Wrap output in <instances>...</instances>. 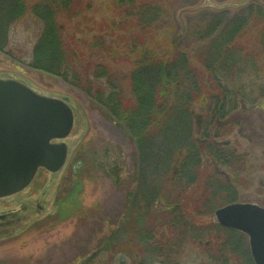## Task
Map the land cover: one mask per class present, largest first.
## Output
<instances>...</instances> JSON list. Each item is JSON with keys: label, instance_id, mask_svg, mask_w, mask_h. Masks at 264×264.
<instances>
[{"label": "rangeland", "instance_id": "374dc122", "mask_svg": "<svg viewBox=\"0 0 264 264\" xmlns=\"http://www.w3.org/2000/svg\"><path fill=\"white\" fill-rule=\"evenodd\" d=\"M50 1L77 75L90 77L95 69L100 71L98 67L108 71L110 67L108 79L93 81L90 93L32 67L33 51L45 24L39 18ZM132 1L0 0V77L66 100L74 119L63 141L69 150L64 169L54 176L41 169L23 192L0 200V215L21 218L0 232V264H253L244 236L219 230L214 213L208 217L192 211L198 209L193 202L200 201V187L184 198L187 210L172 203L175 207L166 210L169 201H177L182 193L179 162L171 155L188 144L198 150V122L204 107H191V122L186 125L194 138L177 141L175 146L158 140L153 151L148 144L151 135L144 132L143 156L123 120L110 116L94 94L111 95V81L118 87L120 102L134 107L127 77L142 58L141 49L157 60L162 55L169 59L184 54L193 63L212 39L228 35L231 21L242 9L255 4L264 10V3ZM141 4H153L160 11L144 33L136 22ZM66 7L73 10L71 15L66 14ZM16 9L21 15L14 16L11 10ZM205 32L208 40L202 39ZM237 102L233 116L239 125L220 132L213 143L240 157L250 170L240 175L243 182L238 187L230 170L211 157L205 156L204 166L210 176L230 180L235 192L230 204L264 209V102L248 108ZM156 153L168 157L162 163ZM227 205L218 202L216 209Z\"/></svg>", "mask_w": 264, "mask_h": 264}, {"label": "trees", "instance_id": "16d2710c", "mask_svg": "<svg viewBox=\"0 0 264 264\" xmlns=\"http://www.w3.org/2000/svg\"><path fill=\"white\" fill-rule=\"evenodd\" d=\"M261 1L264 3V0ZM130 2L132 0H129V4H133ZM1 4L5 8L3 1ZM52 4L51 1L49 4L46 2L42 8L39 19L45 24L33 51L32 67L90 93L91 88H94L93 81L108 79L111 74L110 67L109 71L98 67L100 71L95 69L91 78L77 75L71 66L72 58L63 43L56 12L55 17L52 13ZM69 10L71 9L66 10V14L71 15L73 10ZM11 11L14 16L21 15L22 12L18 9ZM138 11L136 22L144 33L151 27L160 11L153 4H141ZM128 14L132 15L129 11ZM240 14L231 21L228 35L219 34L220 36L212 39L205 48H201L193 63L184 54H174L171 59L162 55L161 60H157L154 55L148 57L150 54L141 49L142 58L130 72L129 78L127 77L134 107L120 102L118 87L111 81L108 82L111 95L104 97L99 92L94 94V98L109 109L110 116L123 120L127 133L136 141L143 156L142 149L146 144L144 132L151 135L148 144L153 151L158 140L175 146L177 141L194 138L191 129L186 125L191 122V107H204L198 122L199 152L195 146L188 144L182 150L175 151V155H171L174 162H179L180 172L177 175L182 174L183 182L180 184V198L177 201L170 200L169 203L186 209L184 198L194 187H200V201L193 202L198 209H192L197 216L203 212L211 217L217 210L218 202L230 204L235 197V192L229 185L230 180L228 183L225 178L206 173L205 156L230 170L238 187L243 182L240 175L250 170V167L246 170L247 163L242 162L240 157L218 149L213 143V139L221 136L220 132L239 125L233 116L239 107L238 99L243 108L254 106L259 101L264 102V10L252 4L242 9ZM208 38L209 34L205 32L202 39ZM139 45L142 48L143 40L139 41ZM168 47L170 52L171 46ZM181 126L184 127L183 130ZM155 156L162 161L167 159L168 154L156 153ZM172 204L167 206L168 212L175 207ZM216 227L226 232L218 225Z\"/></svg>", "mask_w": 264, "mask_h": 264}, {"label": "water", "instance_id": "95a60500", "mask_svg": "<svg viewBox=\"0 0 264 264\" xmlns=\"http://www.w3.org/2000/svg\"><path fill=\"white\" fill-rule=\"evenodd\" d=\"M73 121L66 100L0 78V199L25 190L39 169L52 176L64 169L69 150L63 141L70 135ZM6 215H0V232L21 219ZM214 216L220 226L247 235L254 264H264V209L232 204Z\"/></svg>", "mask_w": 264, "mask_h": 264}, {"label": "flooded vegetation", "instance_id": "af4514ba", "mask_svg": "<svg viewBox=\"0 0 264 264\" xmlns=\"http://www.w3.org/2000/svg\"><path fill=\"white\" fill-rule=\"evenodd\" d=\"M36 210H37V212H39V211H41V212H42V208H40V207H37V206H36ZM41 212H40V213H41ZM40 213H38V215H39Z\"/></svg>", "mask_w": 264, "mask_h": 264}]
</instances>
